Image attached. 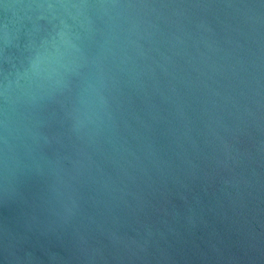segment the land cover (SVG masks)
<instances>
[{
    "label": "water",
    "instance_id": "1",
    "mask_svg": "<svg viewBox=\"0 0 264 264\" xmlns=\"http://www.w3.org/2000/svg\"><path fill=\"white\" fill-rule=\"evenodd\" d=\"M0 264H264V0H0Z\"/></svg>",
    "mask_w": 264,
    "mask_h": 264
}]
</instances>
